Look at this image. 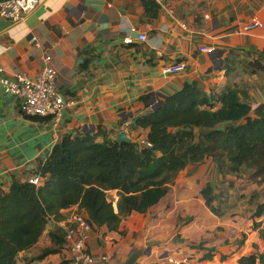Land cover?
I'll list each match as a JSON object with an SVG mask.
<instances>
[{"label":"crops","instance_id":"obj_1","mask_svg":"<svg viewBox=\"0 0 264 264\" xmlns=\"http://www.w3.org/2000/svg\"><path fill=\"white\" fill-rule=\"evenodd\" d=\"M157 6L150 17L140 0H40L20 24L0 19V77L33 79L52 68L55 90L69 103L58 117H27L21 101L0 89V191L36 176L65 135L98 134L96 142H103L125 131L130 141L138 134L145 139L147 130L130 129L133 119L185 83L195 82L207 97L235 89L251 117L264 105V0H163ZM252 19L262 28L239 33ZM140 34L146 41H138ZM170 65L184 70L164 74ZM252 177L253 171L222 176L211 159L187 166L146 213L121 218L115 230L92 225L86 251L97 264H124L132 254H139L135 264H264V214L254 216L264 203V180ZM207 186L211 207L202 195ZM115 195L108 192V201ZM74 213L88 218L77 206L49 217L16 264H71L64 236ZM52 234L63 244L36 260L56 247Z\"/></svg>","mask_w":264,"mask_h":264},{"label":"trees","instance_id":"obj_2","mask_svg":"<svg viewBox=\"0 0 264 264\" xmlns=\"http://www.w3.org/2000/svg\"><path fill=\"white\" fill-rule=\"evenodd\" d=\"M140 1L146 14L157 15L153 0ZM217 103L220 107L214 109ZM250 113L235 89L207 97L191 82L133 119L130 129L147 130L150 147L136 140L96 142L98 134L63 136L37 165L39 186L14 181L8 192L0 191V264H16L18 255L38 242L47 219L70 207L86 211L91 226L115 230L121 218L156 205L180 171L206 159L222 176L253 171L252 180L263 181L264 105L253 117ZM110 191L117 192L116 212L107 199ZM210 193L209 186L202 192L208 207L214 200ZM263 214L264 203L257 205L254 216ZM53 238L56 247L43 250L36 260L63 244L60 236Z\"/></svg>","mask_w":264,"mask_h":264},{"label":"built area","instance_id":"obj_3","mask_svg":"<svg viewBox=\"0 0 264 264\" xmlns=\"http://www.w3.org/2000/svg\"><path fill=\"white\" fill-rule=\"evenodd\" d=\"M161 5L163 0H154ZM40 0H4L0 1V19L12 25L22 23L29 13L39 7ZM262 24L256 19L243 25L238 32L248 33L254 29H261ZM138 41H146L144 34L138 35ZM130 42L129 39L126 43ZM200 52L212 53L213 48L200 47ZM184 70L182 65H170L163 69L164 74H176ZM55 71L46 67L36 78L15 75L12 79L0 77V89L19 99L21 108L27 117H58L66 103L62 96L55 90ZM156 105V103H155ZM140 146L150 147L144 138L136 139ZM28 182L34 186L39 185V176L31 177ZM114 206V205H113ZM115 207V206H114ZM116 211V210H115ZM72 227L66 230L64 239L67 249L72 254L71 264H97L95 259L86 251V243L91 225L78 213L70 217ZM169 263L180 264L179 260L168 259Z\"/></svg>","mask_w":264,"mask_h":264},{"label":"water","instance_id":"obj_4","mask_svg":"<svg viewBox=\"0 0 264 264\" xmlns=\"http://www.w3.org/2000/svg\"><path fill=\"white\" fill-rule=\"evenodd\" d=\"M161 98L164 99L165 97H161ZM157 106H158V103H156V105H154L152 107V110H155ZM89 132L92 133V130ZM115 140L118 144L131 142L125 131H121L118 134H116ZM138 255L139 254H132L124 264H135V262L138 258ZM105 264H107V263H105Z\"/></svg>","mask_w":264,"mask_h":264},{"label":"rangeland","instance_id":"obj_5","mask_svg":"<svg viewBox=\"0 0 264 264\" xmlns=\"http://www.w3.org/2000/svg\"><path fill=\"white\" fill-rule=\"evenodd\" d=\"M136 137H135V139H137L138 137L137 136H139V134L138 135H135ZM140 138V137H139ZM208 162V161H207ZM195 167V166H194ZM196 169H197V167L194 169L195 171H196ZM193 170V171H194ZM192 171V172H193ZM115 197H117V195H115ZM109 200H111L112 201V203H113V205L115 206V208H116V210H117V207H116V203H117V201H118V198L116 199V198H114V197H112V196H109Z\"/></svg>","mask_w":264,"mask_h":264}]
</instances>
